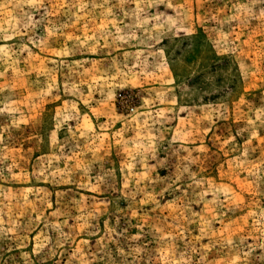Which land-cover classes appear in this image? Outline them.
<instances>
[{
  "label": "rangeland",
  "instance_id": "obj_1",
  "mask_svg": "<svg viewBox=\"0 0 264 264\" xmlns=\"http://www.w3.org/2000/svg\"><path fill=\"white\" fill-rule=\"evenodd\" d=\"M0 264H264V0H0Z\"/></svg>",
  "mask_w": 264,
  "mask_h": 264
}]
</instances>
